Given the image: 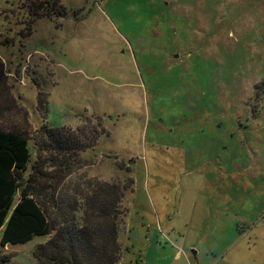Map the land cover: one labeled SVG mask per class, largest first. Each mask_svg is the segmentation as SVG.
Listing matches in <instances>:
<instances>
[{"label": "rangeland", "instance_id": "1", "mask_svg": "<svg viewBox=\"0 0 264 264\" xmlns=\"http://www.w3.org/2000/svg\"><path fill=\"white\" fill-rule=\"evenodd\" d=\"M41 1L0 0V60L31 134L38 92L51 127L102 122L68 182L134 179L120 264H264V0Z\"/></svg>", "mask_w": 264, "mask_h": 264}, {"label": "trees", "instance_id": "2", "mask_svg": "<svg viewBox=\"0 0 264 264\" xmlns=\"http://www.w3.org/2000/svg\"><path fill=\"white\" fill-rule=\"evenodd\" d=\"M56 6V0L33 3L32 16L54 19L64 13L56 15ZM37 109L45 124L33 135L28 112L14 97L0 60V244H25L48 236L35 248L38 264H120L122 204L134 179L68 182L73 159L97 145L102 122L92 123L91 117L78 129L51 127L46 124L48 100H43L42 92ZM22 112V125L3 123L7 114ZM127 171L131 172L129 165ZM11 259L6 256L0 264H10Z\"/></svg>", "mask_w": 264, "mask_h": 264}]
</instances>
